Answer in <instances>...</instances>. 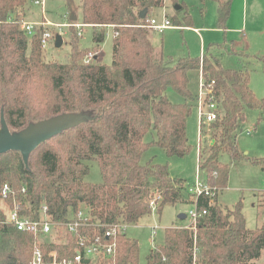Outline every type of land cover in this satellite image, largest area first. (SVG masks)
<instances>
[{
	"label": "trees",
	"instance_id": "1",
	"mask_svg": "<svg viewBox=\"0 0 264 264\" xmlns=\"http://www.w3.org/2000/svg\"><path fill=\"white\" fill-rule=\"evenodd\" d=\"M28 1L0 0V130L2 117L12 133L62 114H79L84 121L42 143L28 164L19 152L0 155V188L10 185L23 212L32 218L40 219L42 207L47 206L54 222L71 221L86 209L95 222L134 225L152 213L155 194L162 197L159 212L168 204L192 206L186 180L173 177L168 165L154 164L153 159L142 164V160L154 147L169 158L191 153L188 120L197 99L189 88V73L200 70L207 83H214L220 105L218 120L205 127L214 143L202 153L201 169L220 192L198 200L207 214L196 230L166 229L164 243L155 246L145 264H264V223L254 230L247 227L242 200L233 208L219 203L230 174L220 158L223 154L232 160L243 157L237 146L239 123L247 109L264 110V98L259 101L250 86L248 68L224 69L212 53L214 48L227 49L226 43L210 44L202 57L175 60L154 44V29L148 27L151 12L163 8L165 0H82L80 6L65 0L69 23L91 28L95 48L101 49L109 27L114 31V60L110 66L103 64L101 51V56L95 53L85 63L87 50L71 32L69 60L50 63L43 57L44 29L29 37L21 28L19 10ZM207 1L200 0L203 5ZM214 1L218 27L226 33L233 0ZM183 9L188 8L182 5ZM144 10L148 14L142 19ZM186 14L188 21L191 14ZM169 20L172 27L182 26L175 16ZM169 89L184 102H172ZM151 132L154 139L145 142ZM92 161L99 165L101 184L86 182ZM34 243L33 234L6 223L0 208V264H31ZM118 244L116 264H143L138 240L123 235ZM53 250L61 258H72V238L67 236L66 243H45L44 264H50Z\"/></svg>",
	"mask_w": 264,
	"mask_h": 264
},
{
	"label": "rangeland",
	"instance_id": "2",
	"mask_svg": "<svg viewBox=\"0 0 264 264\" xmlns=\"http://www.w3.org/2000/svg\"><path fill=\"white\" fill-rule=\"evenodd\" d=\"M45 2L43 12L41 6L35 5L32 0H29L28 4L19 10L25 22H41L45 18L57 25L50 26L48 29L55 36H62L63 45L57 48L56 39L51 40L44 52L45 61L61 64L69 60L72 50L71 32H73L79 39L80 46L87 50L84 61L87 55L99 54L102 51L103 64L110 66L113 63L114 31L111 28L106 30V41L101 49L95 48L91 28L83 26L84 28H81L82 32L79 33V30L69 23L67 17L69 11L65 0H45ZM75 2L79 6L82 4V0H75ZM165 2L163 8H157L151 12V18L161 23L165 16L168 19L175 16L182 25L181 28L172 27L164 31H153L154 44L162 48L166 56L175 60L181 57L196 58L200 57L202 49L206 50L210 44L226 41L243 55H229L225 50L218 48L212 49V53L220 58L224 68H248L251 74V86L257 99L260 101L264 98V63L255 58V55H264V0H233L226 33L218 27L217 4L214 1L208 0L205 5L200 0H178V4H174L172 0H165ZM182 4L188 7L187 13L191 14L188 21L184 19L188 16L184 9L181 10ZM177 6L180 9H177ZM246 7L248 13L244 20V13L246 14L244 9ZM81 13L82 9L79 7V21H82ZM68 23L70 28H60L58 26ZM187 27L197 29L198 32ZM200 74V70L190 71L189 73V88L196 99L200 93ZM168 97L174 103L184 102L183 98L172 89H169ZM199 125V112L196 101L188 120V137L192 146L191 153L184 158H169L164 150L154 147L146 152L142 164H146L153 159L154 164L168 165L173 177L184 179L187 183L193 185L198 176ZM205 130L202 140V153H205L209 143L212 144L214 141L211 140L210 135L205 134ZM248 131H250V134L247 133ZM153 139L154 133L151 132L147 134L144 141L150 142ZM237 146L243 154L242 158L232 160L229 154H223L220 158L224 164L228 165L230 174L228 187L221 192L219 203L222 204V208H233L242 200L247 227L254 230L264 223V110H246L245 119L238 126ZM254 159L262 161V164L254 163L252 161ZM89 166L90 173L86 178V182L101 184L102 175L98 163L92 161ZM218 192L220 191L218 190ZM0 206L4 207L1 203ZM191 210L192 206L189 204H168L162 212H159L158 209L153 210L150 215L129 228L127 236L139 242L141 263H146L148 255L156 245L164 243L166 229L187 228L190 226L191 218L188 213ZM182 214L186 215L187 218L180 219ZM156 226L158 230L156 234H153L151 228Z\"/></svg>",
	"mask_w": 264,
	"mask_h": 264
},
{
	"label": "built area",
	"instance_id": "3",
	"mask_svg": "<svg viewBox=\"0 0 264 264\" xmlns=\"http://www.w3.org/2000/svg\"><path fill=\"white\" fill-rule=\"evenodd\" d=\"M35 5L41 6L42 12L45 9V0H32ZM77 29H81L83 25L73 24ZM57 26L49 20L45 19L41 22H25L23 20L21 28L29 37L34 36L36 29H44L42 32V47L44 50L48 48L51 40L56 36L49 31L48 27ZM60 28L70 27V24L58 25ZM156 31H164L172 28L170 20L165 16L163 21L159 23L156 19L151 20L148 26ZM94 55L89 54L85 59V63L93 60ZM201 84L200 93L197 97V107L199 112V130L200 139L198 147V176L193 185L189 186V193L194 199L192 210L188 213L191 218V224L187 228L196 230L198 221L207 214V210L199 208L198 200L200 197L214 198L219 193L217 187L212 186L206 177V173L201 169L202 162V140L204 138V129L216 122L220 114V105L215 97L214 83H207L203 73L200 74ZM202 174V176H201ZM12 198V201L10 199ZM162 201L159 194H155L150 202L151 211L157 210ZM0 206L4 213L6 223L14 225L19 231L27 232L34 235V252L31 264H44L43 246L45 243H66L67 236L72 238L74 243V256L72 258H61L58 250L49 253L50 264H116V256L118 253V239L120 236L127 235L132 224L125 221L116 223H100L95 222L90 211L81 209L74 214L71 221L54 222L48 213L47 206L41 209L42 217L40 219L32 218L23 212L22 207L15 198L13 188L5 184L0 188ZM34 213H32V216ZM153 234H156L158 227L151 228ZM154 238V237H153Z\"/></svg>",
	"mask_w": 264,
	"mask_h": 264
},
{
	"label": "water",
	"instance_id": "4",
	"mask_svg": "<svg viewBox=\"0 0 264 264\" xmlns=\"http://www.w3.org/2000/svg\"><path fill=\"white\" fill-rule=\"evenodd\" d=\"M177 9H180L177 6ZM148 10L140 13V17L145 19ZM72 20L76 21L77 17L72 16ZM56 47L63 45L61 35L56 36ZM84 117L79 114H62L46 120H41L30 125L19 133H12L2 117V130L0 131V155L8 152H19L25 164H28L30 155L44 142L53 139L65 130L75 127L83 123ZM187 216L182 214L180 219H186ZM89 264V260L86 261Z\"/></svg>",
	"mask_w": 264,
	"mask_h": 264
},
{
	"label": "crops",
	"instance_id": "5",
	"mask_svg": "<svg viewBox=\"0 0 264 264\" xmlns=\"http://www.w3.org/2000/svg\"><path fill=\"white\" fill-rule=\"evenodd\" d=\"M211 1H214V0H211ZM248 1V0H247ZM216 4H217V2L216 1H214ZM206 4V3H205ZM204 4V5H205ZM182 5H185V4H182ZM246 5V4H245ZM247 6H248V4H247ZM232 7H233V4H232ZM188 8V7H187ZM182 10V9H181ZM189 9H187V10H185L186 12L188 11ZM244 11H246V14L244 13V16H243V18H244V20L246 19V15H247V13H248V9H247V7H246V9H244ZM185 12V13H186ZM232 12V11H231ZM51 22V21H50ZM110 28V27H109ZM179 28H181V27H179ZM187 28H190L191 30H193V31H195V32H198L197 31V29H192L191 27H187ZM224 43H226V47H227V49H225V51L229 54V55H233V54H236V55H243V54H240V52H237L235 49H234V47H232V45H230V44H228L226 41L224 42ZM229 48V49H228ZM224 50V49H223ZM204 53H205V50H203L202 49V55L200 56V57H202L203 55H204ZM217 56V55H216ZM256 57V59L257 60H259L260 61V58H264V55H262V56H260V55H255ZM218 57V56H217ZM219 58V57H218ZM219 60H220V58H219ZM260 62H263L264 63V61H260ZM220 63H221V60H220ZM221 66H222V64H221ZM223 67V66H222ZM224 68V67H223ZM224 69H232V68H224ZM250 86H251V83H250ZM251 88H252V86H251ZM252 90H253V88H252ZM254 91V90H253ZM248 134H250V131H248L247 132ZM213 143H214V141H213ZM212 143V144H213ZM263 197H264V194H263ZM180 228V227H179ZM153 240H154V238H153Z\"/></svg>",
	"mask_w": 264,
	"mask_h": 264
}]
</instances>
